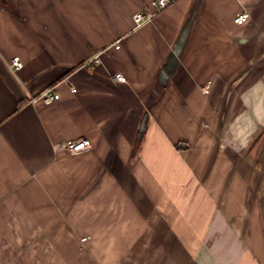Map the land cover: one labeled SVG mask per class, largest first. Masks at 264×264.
I'll return each instance as SVG.
<instances>
[{
	"label": "crops",
	"instance_id": "obj_1",
	"mask_svg": "<svg viewBox=\"0 0 264 264\" xmlns=\"http://www.w3.org/2000/svg\"><path fill=\"white\" fill-rule=\"evenodd\" d=\"M151 1L0 0V264H264V0Z\"/></svg>",
	"mask_w": 264,
	"mask_h": 264
},
{
	"label": "built area",
	"instance_id": "obj_2",
	"mask_svg": "<svg viewBox=\"0 0 264 264\" xmlns=\"http://www.w3.org/2000/svg\"><path fill=\"white\" fill-rule=\"evenodd\" d=\"M177 0H152L151 3L149 4V13H136L133 17L134 23L136 25L137 28H140L142 25L150 22L153 20V18L159 14L162 13L163 11H165L166 9H168L172 4H174ZM250 14L248 12H243L241 14H239L234 22L237 25H243L245 24L249 19H250ZM116 49L120 48V45L117 43ZM100 55H97L95 58L87 61L85 63V66L87 67H94L98 64H100L101 59L99 57ZM10 68L13 71H18L20 69L23 68V63L22 61L16 57L14 59H12L11 63H10ZM112 78L114 81L120 82V83H125L126 82V78L124 75H122L121 73H114L112 75ZM71 87V91L72 93H76L77 89L73 86ZM60 99V95L58 93H56L55 88L51 89H47L45 91H43L37 98H35V100H42L45 104H52L55 101H58ZM34 100V101H35ZM63 150L67 151L68 153L72 154V155H77L80 154L84 151H87L92 147L91 143L89 140L84 139V138H80V139H76V140H71L68 141L66 143H64L61 147ZM84 241H86V239H84Z\"/></svg>",
	"mask_w": 264,
	"mask_h": 264
},
{
	"label": "water",
	"instance_id": "obj_3",
	"mask_svg": "<svg viewBox=\"0 0 264 264\" xmlns=\"http://www.w3.org/2000/svg\"><path fill=\"white\" fill-rule=\"evenodd\" d=\"M178 148H180V149H184V148H187V145H185V144H180V145L178 146Z\"/></svg>",
	"mask_w": 264,
	"mask_h": 264
},
{
	"label": "rangeland",
	"instance_id": "obj_4",
	"mask_svg": "<svg viewBox=\"0 0 264 264\" xmlns=\"http://www.w3.org/2000/svg\"><path fill=\"white\" fill-rule=\"evenodd\" d=\"M226 145V144H225Z\"/></svg>",
	"mask_w": 264,
	"mask_h": 264
}]
</instances>
